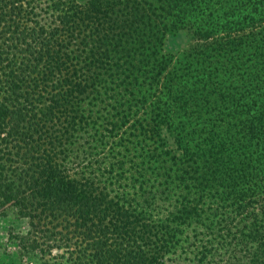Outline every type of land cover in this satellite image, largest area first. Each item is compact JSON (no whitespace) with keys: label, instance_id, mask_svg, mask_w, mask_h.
I'll list each match as a JSON object with an SVG mask.
<instances>
[{"label":"trees","instance_id":"trees-1","mask_svg":"<svg viewBox=\"0 0 264 264\" xmlns=\"http://www.w3.org/2000/svg\"><path fill=\"white\" fill-rule=\"evenodd\" d=\"M8 214L24 264H264V0H0Z\"/></svg>","mask_w":264,"mask_h":264},{"label":"rangeland","instance_id":"rangeland-1","mask_svg":"<svg viewBox=\"0 0 264 264\" xmlns=\"http://www.w3.org/2000/svg\"><path fill=\"white\" fill-rule=\"evenodd\" d=\"M186 42L182 34H177L167 38L165 47L173 52L177 51ZM25 221L12 215H0V264H24L23 258L17 253L13 241L7 237L8 229L13 232L22 231L25 228Z\"/></svg>","mask_w":264,"mask_h":264}]
</instances>
